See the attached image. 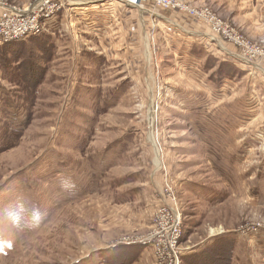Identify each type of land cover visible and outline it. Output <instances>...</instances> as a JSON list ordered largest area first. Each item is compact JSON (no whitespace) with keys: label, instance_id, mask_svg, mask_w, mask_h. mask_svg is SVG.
Here are the masks:
<instances>
[{"label":"rangeland","instance_id":"obj_1","mask_svg":"<svg viewBox=\"0 0 264 264\" xmlns=\"http://www.w3.org/2000/svg\"><path fill=\"white\" fill-rule=\"evenodd\" d=\"M38 1L0 0V13ZM121 1L71 0L33 39L0 43V264H167L150 237L161 203L178 213L177 264H264V60L248 55L264 31L232 19L235 0L229 11L178 1L207 9L239 44L205 18ZM82 5L110 18L146 11L150 48H124L123 28L93 41L75 18ZM157 11L196 19L237 58L201 48L181 64L180 49L156 40Z\"/></svg>","mask_w":264,"mask_h":264},{"label":"crops","instance_id":"obj_2","mask_svg":"<svg viewBox=\"0 0 264 264\" xmlns=\"http://www.w3.org/2000/svg\"><path fill=\"white\" fill-rule=\"evenodd\" d=\"M226 1L227 0H225V3H227ZM120 2L122 1L120 0ZM235 2L238 8L237 15L235 14L232 19L241 25L250 36H262L264 31V0H235ZM82 6L79 7L81 9H76L77 13L75 14V18L77 22L82 25V28L85 27V30L91 32L90 35L93 41L96 36L95 34L99 36L103 28H107L108 36L113 37L123 28L127 31L123 36L125 38L124 48H150V41L152 42L153 38L150 37L149 32L145 30L146 11L141 12L136 9L138 18L134 20L131 14L128 15L125 13H118L119 15L116 16L117 18H110L112 15L101 12V9H97L98 5H96V7ZM93 7H95V9ZM124 7H127L126 4ZM231 8V3L225 5V11H229ZM225 14L228 13L226 12ZM153 16L155 37L157 38L156 40L160 48L180 49L177 50V52L180 51L182 57L181 64L198 60L200 58L198 55L201 48H205V51L206 48H216L218 53L225 56V58H221L223 61L230 60L229 57L237 58V56L232 53V49L230 50V48H233L232 46H229V44L211 34L210 31L196 19L187 16V18H185V16L182 17L183 15L181 14H170L167 11H157ZM122 18L125 20L121 21ZM118 20H120L121 25L117 28ZM136 31L138 33H136Z\"/></svg>","mask_w":264,"mask_h":264},{"label":"built area","instance_id":"obj_3","mask_svg":"<svg viewBox=\"0 0 264 264\" xmlns=\"http://www.w3.org/2000/svg\"><path fill=\"white\" fill-rule=\"evenodd\" d=\"M145 1L123 0L127 6L133 7H141ZM151 1L161 8H173L181 12H188V14L198 18H205L208 21L211 32L215 33V35L224 34L225 37L227 35L230 41L239 44L237 35L233 37L232 33L228 32L227 34L225 25L220 20L215 21V18L207 9L191 10L178 0ZM70 2L71 0H39L37 4L26 6L23 9L9 6L5 10H2L0 13V43L40 33L43 22L54 17L65 6H70L72 4ZM248 55L254 59L264 60V49L250 48ZM159 196L163 198L160 193ZM156 211V229L150 235L155 254L163 263L177 264L179 254V246L176 248V239L179 233V229L177 228L179 226L177 210L173 205L161 203ZM150 237L146 239L151 240ZM158 264L161 263L159 262Z\"/></svg>","mask_w":264,"mask_h":264},{"label":"clouds","instance_id":"obj_4","mask_svg":"<svg viewBox=\"0 0 264 264\" xmlns=\"http://www.w3.org/2000/svg\"><path fill=\"white\" fill-rule=\"evenodd\" d=\"M58 184L61 191H71L75 188V182L73 181V179L65 175H61L58 178ZM10 214L12 218L15 219L17 213L15 211H11ZM31 217H32L33 225L36 226L39 224V222L43 219L44 216L41 213V211L38 208H36L31 212Z\"/></svg>","mask_w":264,"mask_h":264},{"label":"trees","instance_id":"obj_5","mask_svg":"<svg viewBox=\"0 0 264 264\" xmlns=\"http://www.w3.org/2000/svg\"><path fill=\"white\" fill-rule=\"evenodd\" d=\"M35 35H37V34H33V35H30V36H31V38L33 39V37H34ZM38 35H39V33H38ZM30 36H29V37H30ZM41 36H42V35H41ZM29 37H28V38H29ZM43 37H44V36H43ZM44 38H46V39L48 40V42H49V46H48V48H52V42L50 41L49 37H44ZM11 41H12L14 44H18L20 40L15 39V40H11ZM12 42L8 41V42H4V44H9V43H12ZM24 125H26V121L24 122Z\"/></svg>","mask_w":264,"mask_h":264}]
</instances>
